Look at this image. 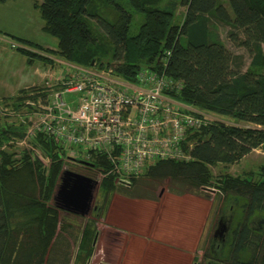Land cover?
Wrapping results in <instances>:
<instances>
[{
	"label": "trees",
	"instance_id": "1",
	"mask_svg": "<svg viewBox=\"0 0 264 264\" xmlns=\"http://www.w3.org/2000/svg\"><path fill=\"white\" fill-rule=\"evenodd\" d=\"M6 1L10 0H0ZM102 1L113 19L98 12L94 0H41L34 4L43 20L42 31L57 39V47L43 49L36 45L39 51L22 47L18 51L28 61L33 57L47 65L53 64V56L83 68H111L130 82L135 81L141 67L155 64L169 51L164 72L182 82L177 98L223 117L220 119L227 123L217 121L190 134L191 160L156 162L132 179L128 187L117 188L110 163L103 156L93 157L86 166L100 174L91 209L95 220L85 222L78 233L73 264H88L93 256L96 219L106 212L115 193L144 197L140 192L145 191L141 189L145 183L165 179L207 188L211 184L210 167L234 164L264 147V0ZM178 7L184 8L179 22ZM136 13L142 15V23L137 33L130 35ZM219 25L227 29V39L235 47L247 52L249 63L245 68L242 57L221 42ZM28 92L20 90L11 105H22L23 99L36 101L38 93ZM2 112L7 113L0 110V121ZM24 130L22 124L17 128L0 122V264H69L68 252L61 248L63 235L77 232L65 219L81 216L59 209L54 201L66 162L59 158L58 146L41 134L34 144L50 158L48 169L29 152L10 150V141L20 139ZM141 177L147 181L140 182ZM213 185L227 198H234L233 209L240 208L244 217L264 212V174L260 181L224 174ZM232 231L225 254H218L220 249L210 246L209 253L203 251L205 264H264L262 234H251L254 229L246 218Z\"/></svg>",
	"mask_w": 264,
	"mask_h": 264
},
{
	"label": "built area",
	"instance_id": "2",
	"mask_svg": "<svg viewBox=\"0 0 264 264\" xmlns=\"http://www.w3.org/2000/svg\"><path fill=\"white\" fill-rule=\"evenodd\" d=\"M169 54L141 67L134 82L111 68H83L52 58L45 73L50 90L38 93L27 113L18 115L25 130L10 143L29 146L41 134L58 146L64 162L87 165L103 156L117 188L128 187L156 162L191 160L190 134L225 121L177 98L183 85L164 72ZM31 157L48 169L51 161L42 151Z\"/></svg>",
	"mask_w": 264,
	"mask_h": 264
},
{
	"label": "rangeland",
	"instance_id": "3",
	"mask_svg": "<svg viewBox=\"0 0 264 264\" xmlns=\"http://www.w3.org/2000/svg\"><path fill=\"white\" fill-rule=\"evenodd\" d=\"M40 1L41 0H10L4 3L0 2V110L6 109L7 112L5 115H3L2 112L0 122L4 125L7 124L18 128L20 124H22L25 128V123H21L20 120L23 117H19L18 115L27 113V110L31 108V105H28L29 102L34 103V101L23 99L21 101L22 105L19 106L20 103L17 106L11 105L20 95V90L29 91L28 93L30 94H34L35 92L43 94L50 90L51 82L48 81L45 75L48 66L47 62L37 58L33 59V57L31 61H28L27 57L18 51L20 47L31 51H39L35 47L36 45H40L43 49L44 47L50 49H56L57 47V39L43 32L41 29L43 20L40 17L38 8L34 5L39 4ZM94 5L98 12L108 19L114 18L112 14L108 13L110 8L105 6L104 1L94 0ZM125 8L128 9L127 6H125ZM183 12V7L177 8L176 19L178 22L181 20ZM141 23L142 15L138 13L134 14L129 34L134 35L137 33ZM226 30L224 26H218L217 32L219 38L229 51L242 57L245 68L249 63V56L243 48L235 47L229 39H227ZM99 32L101 33L100 30ZM17 38H22L27 42L30 41L31 44L26 41H20ZM52 58L55 57L52 56ZM35 69L39 72V77L37 76L36 78H34L35 75L33 74ZM4 83L8 85V88L10 86V88H4ZM16 109L20 110L15 111ZM25 146L15 143L13 147L9 149L14 150L16 153L27 151L29 154L32 152L40 154L41 152L37 144L30 143L29 146ZM209 169L211 172V184L207 188L196 189L178 182H173L170 179H165L161 182L145 183L141 188L145 189V191L140 192L141 196L144 195V197L136 198L142 200L148 199L155 203L159 202L160 204L165 203V210L160 209L159 211L162 216L167 214L169 221L171 220V214L173 213V209H175V205L177 210L182 209L184 212H180L184 217V224L182 225L185 234H168V239L164 238V234H156L157 236L155 239L151 237V239L148 238V240L153 241L152 243L148 241L145 243L138 240V238L132 237L120 239L119 243L115 246V261L119 259L121 264H175V262H180L181 264H205L206 258H203L202 254L204 250L209 253L208 248L221 213H229V206H235L236 204L232 196L229 195V198H227L223 192L219 191L215 185H213V182H217L218 178L224 174L231 177L260 181L264 174V147L253 150L234 164H217ZM65 170L81 174L97 181L100 179L98 171L91 170L86 165H81L77 162H66ZM144 181H147L146 177H141L140 182ZM96 191L94 192V199ZM124 198L130 197L117 192L113 198L114 208H118L120 203H122L121 199ZM169 204H171V206H169ZM126 205L128 204L122 205L121 207L124 208ZM238 210L239 211H235L232 215L231 225H229V227L231 226V230L244 218H246V222L249 226V221H251L252 218H255V222L259 220L264 221V212L255 211L248 217H244L241 209L238 208ZM61 216L63 215L61 214ZM93 216L94 214L91 211L90 214L85 217L74 218L70 216L68 219H65V222L73 228V231L77 232V234L63 235L65 242L62 244L61 248L64 250L63 252H68L69 264H73L78 238L80 237L78 233H80L85 222L95 220ZM161 220V222H166L168 225H173V223H169V221H165L164 219ZM99 221L100 220L96 219L95 225L97 227ZM258 224L259 223H257L256 226ZM163 227H165V225H163ZM255 234H262L264 239V222L262 223L260 233L255 232ZM230 236L231 234H229L226 239H229ZM142 243L145 247L160 248L162 250L165 247L168 252L164 255L161 252V254H159L157 251H154V255L158 258L153 254L146 257L143 253H140L143 246ZM228 243L229 240L225 246H223V249ZM111 247V241H107L104 235L102 237L101 234H97L94 253L88 264H111L109 258L105 255L106 251L107 254L111 256ZM50 264L59 263L52 261Z\"/></svg>",
	"mask_w": 264,
	"mask_h": 264
},
{
	"label": "crops",
	"instance_id": "4",
	"mask_svg": "<svg viewBox=\"0 0 264 264\" xmlns=\"http://www.w3.org/2000/svg\"><path fill=\"white\" fill-rule=\"evenodd\" d=\"M44 48L50 49L48 47H44ZM33 74L35 75L34 78H36L37 76L39 77L38 70L35 69ZM3 87L8 88V85L7 84L5 85L4 83ZM114 195H112L111 197L106 212L103 214V216L99 219L100 221L97 223L98 224L97 234H101L102 237L104 235L105 238H107V241L109 240L112 243V247L110 249L111 256H109L105 251V255L106 257L109 258L111 264H121L119 259L115 261L114 258V253H116L115 246L119 243L120 239H125L126 237H132V238H138V240H141L142 242L145 243L147 241L152 243L153 241L148 240V238L155 239L157 236L156 234H164L165 239H168V234H185L182 225L184 224V217L180 212L183 210L182 209L177 210L176 205L174 206L175 209H173V213L171 214V220L169 221L168 215L165 214L164 216H162L159 211L160 209L165 210V203L162 204H160L159 202L155 203L152 200L150 201L148 199L142 200L138 198H132V199L124 198L121 199L122 203H120L119 207L114 208L113 205ZM125 204L128 205H126L124 208L121 207L122 205ZM169 206H171V204H169ZM161 219H164L165 221H169V223H173V225L171 224L168 225L166 224V222H161L162 221ZM163 225H165V227H163ZM154 251H157L159 254L162 253L164 255H166L168 252V250L165 249V247L162 250L160 248L145 247L143 245L140 250V253H143V255L147 257V256H151L152 254L154 255L155 253ZM175 264H181V263L175 262Z\"/></svg>",
	"mask_w": 264,
	"mask_h": 264
},
{
	"label": "water",
	"instance_id": "5",
	"mask_svg": "<svg viewBox=\"0 0 264 264\" xmlns=\"http://www.w3.org/2000/svg\"><path fill=\"white\" fill-rule=\"evenodd\" d=\"M97 187V180L65 170L55 190L54 201L59 209L85 217L91 212ZM222 232H224V221L218 220L215 235L220 236Z\"/></svg>",
	"mask_w": 264,
	"mask_h": 264
},
{
	"label": "flooded vegetation",
	"instance_id": "6",
	"mask_svg": "<svg viewBox=\"0 0 264 264\" xmlns=\"http://www.w3.org/2000/svg\"><path fill=\"white\" fill-rule=\"evenodd\" d=\"M229 208H230V210H228V211H230V212L229 213H223V214L221 213L220 218H219V222H223L224 221V232H222L221 235L218 236V235H215L216 233H215V230H214L213 235H212V240H211V243H210V248L212 250L214 248H216V247L218 249L220 248L219 251H221V252H219L218 254H225L226 253V248L224 247V249H223V246H225V244L227 243V239L226 238L229 236V234H233L232 230L236 227V226L233 227L232 230L230 228L231 226L229 227V225H231L232 215H233V213H235V210H233L232 206H229ZM227 222H228V225H227ZM263 222L264 221L260 222V220L255 222V218H252V220L249 221L252 230L254 229V232H256L258 230L259 231L258 233H260V229L262 228V223ZM257 223H259L257 225L258 227L256 226ZM216 227H217V225H216ZM254 232L252 231L251 233L255 234Z\"/></svg>",
	"mask_w": 264,
	"mask_h": 264
}]
</instances>
